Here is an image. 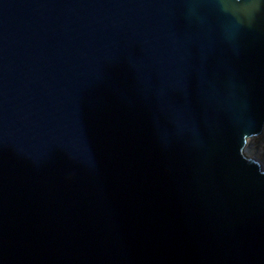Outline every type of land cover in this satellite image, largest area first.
I'll return each mask as SVG.
<instances>
[{
  "label": "water",
  "instance_id": "1",
  "mask_svg": "<svg viewBox=\"0 0 264 264\" xmlns=\"http://www.w3.org/2000/svg\"><path fill=\"white\" fill-rule=\"evenodd\" d=\"M264 0H0V264H264Z\"/></svg>",
  "mask_w": 264,
  "mask_h": 264
},
{
  "label": "rangeland",
  "instance_id": "2",
  "mask_svg": "<svg viewBox=\"0 0 264 264\" xmlns=\"http://www.w3.org/2000/svg\"><path fill=\"white\" fill-rule=\"evenodd\" d=\"M246 156L257 160L264 168V133L248 140Z\"/></svg>",
  "mask_w": 264,
  "mask_h": 264
}]
</instances>
